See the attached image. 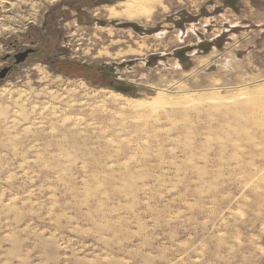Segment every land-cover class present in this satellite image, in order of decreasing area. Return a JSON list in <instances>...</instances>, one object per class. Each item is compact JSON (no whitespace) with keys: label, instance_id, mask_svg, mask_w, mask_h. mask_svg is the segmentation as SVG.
<instances>
[{"label":"rangeland","instance_id":"374dc122","mask_svg":"<svg viewBox=\"0 0 264 264\" xmlns=\"http://www.w3.org/2000/svg\"><path fill=\"white\" fill-rule=\"evenodd\" d=\"M84 1L0 0V264H264V0Z\"/></svg>","mask_w":264,"mask_h":264},{"label":"bare ground","instance_id":"6f19581e","mask_svg":"<svg viewBox=\"0 0 264 264\" xmlns=\"http://www.w3.org/2000/svg\"><path fill=\"white\" fill-rule=\"evenodd\" d=\"M165 1V0H164ZM112 4V3H111ZM165 6V5H164ZM163 7L162 0H117L104 10L108 19L125 18L134 20L143 18L148 20L155 10ZM165 11V10H162ZM161 11V12H162ZM158 12V11H157ZM98 14V13H97ZM124 20V19H123ZM110 22V21H109ZM146 22V21H145ZM117 23V22H116ZM110 25V24H109ZM133 28V27H132ZM126 35V34H125ZM120 41V40H119ZM116 43V42H115ZM118 43V42H117ZM112 44V43H111ZM139 45V44H138ZM147 45V44H146ZM140 47V46H139ZM144 47V46H141ZM105 49V48H104ZM129 49V48H128ZM140 50V49H139ZM143 50V49H142ZM145 50V49H144ZM132 51V50H131ZM210 51V50H209ZM130 52V51H129ZM128 52V54H129ZM134 52V50H133ZM137 52V51H136ZM117 53V52H116ZM124 53V52H122ZM135 54V53H134ZM140 54V53H139ZM122 56V55H121ZM39 70V69H38ZM39 72V71H38Z\"/></svg>","mask_w":264,"mask_h":264},{"label":"trees","instance_id":"16d2710c","mask_svg":"<svg viewBox=\"0 0 264 264\" xmlns=\"http://www.w3.org/2000/svg\"><path fill=\"white\" fill-rule=\"evenodd\" d=\"M62 1L63 0H61V3H62ZM85 1H87V0H85ZM85 1H84V4H85ZM88 1L89 2L93 1V3L97 2V0H88ZM100 1L102 2L104 0H100ZM105 2H106V0H105ZM109 2L110 1H108V3ZM74 5L75 4H73L70 7L75 8ZM85 5L87 6V4H85ZM96 6H98V5L96 4ZM54 10H55L54 6L50 7L49 11H47L45 16H44V22H43L42 28H43V31H45V35L38 36L37 30L35 29L34 32L31 33V35L29 34V37H28V39L32 43L36 44L38 42L40 44V46L43 48V50H45L44 51L45 53L48 51V54L53 50L52 47H53V44L57 38V33L54 32V28H53V18H52V13H51ZM75 10H77V9L75 8ZM77 11H79V10H77ZM118 91H120V90H118ZM121 92L126 94V92H124V91H121Z\"/></svg>","mask_w":264,"mask_h":264},{"label":"water","instance_id":"95a60500","mask_svg":"<svg viewBox=\"0 0 264 264\" xmlns=\"http://www.w3.org/2000/svg\"><path fill=\"white\" fill-rule=\"evenodd\" d=\"M31 52H32L31 50H26L25 52H22L20 54L15 55V63L20 64V63L24 62L27 55L30 54ZM8 70L9 69L6 68V69H3L2 71H0V79H3L5 77Z\"/></svg>","mask_w":264,"mask_h":264},{"label":"flooded vegetation","instance_id":"af4514ba","mask_svg":"<svg viewBox=\"0 0 264 264\" xmlns=\"http://www.w3.org/2000/svg\"><path fill=\"white\" fill-rule=\"evenodd\" d=\"M28 50H31L32 52H31L30 54H33V50H32V49H28ZM20 51H21V50H19V52L17 51V52H18L17 54L22 53V52H20ZM17 54H15V55H17ZM30 54H28V55H30ZM15 55H14V56L12 55V56H11V59H14V60H15ZM7 59H8V58H7ZM25 59H26V58H25ZM22 63H23V62H22ZM22 63H20V64H22ZM20 64H19V65H20ZM15 66H16V65H15ZM8 72H9V71H8Z\"/></svg>","mask_w":264,"mask_h":264},{"label":"crops","instance_id":"0c3cea01","mask_svg":"<svg viewBox=\"0 0 264 264\" xmlns=\"http://www.w3.org/2000/svg\"><path fill=\"white\" fill-rule=\"evenodd\" d=\"M244 1H245V2H244V5H245V6H249L250 1H249V0H244ZM249 7H250V6H249ZM261 25H264V19L262 20Z\"/></svg>","mask_w":264,"mask_h":264}]
</instances>
